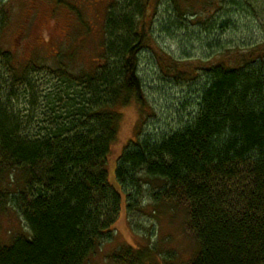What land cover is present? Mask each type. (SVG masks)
Segmentation results:
<instances>
[{
	"label": "trees",
	"instance_id": "1",
	"mask_svg": "<svg viewBox=\"0 0 264 264\" xmlns=\"http://www.w3.org/2000/svg\"><path fill=\"white\" fill-rule=\"evenodd\" d=\"M226 1L219 6L242 3ZM171 2L183 13L178 4L193 0ZM151 7L154 0L138 7V22L126 10L109 11L96 69L71 77L58 67L60 84L44 90L27 69H17L13 53L0 51V214L9 206L25 224L24 233L0 244V264H85L114 240L123 194L132 229L139 230L134 218L147 193L155 215L164 203L185 207L200 245L190 264H264V48L245 54L240 66L218 58L204 67L188 102L193 112H182L188 122L144 136L149 103L139 67L151 41L143 16ZM179 64L173 61L177 80L189 74ZM130 104L143 118L118 159L119 193L108 163L119 110ZM8 172L17 176L15 187L3 185ZM157 182L163 187L156 189ZM119 255L116 261L147 264L153 252L128 247Z\"/></svg>",
	"mask_w": 264,
	"mask_h": 264
},
{
	"label": "rangeland",
	"instance_id": "2",
	"mask_svg": "<svg viewBox=\"0 0 264 264\" xmlns=\"http://www.w3.org/2000/svg\"><path fill=\"white\" fill-rule=\"evenodd\" d=\"M136 1L133 5L129 0H0V51L13 53L17 69H27L29 78L38 81L43 90L48 83L60 84L55 75L58 67L71 77L92 73L104 54L108 12L121 16L126 10L138 22V7L145 5V0ZM222 1L179 3L184 12L180 13L178 7L176 13L171 0H154L156 9L145 10L143 16L150 25L151 41L139 67L149 103L144 136L151 132L155 136L166 134L180 127L179 123L188 122L182 112H193L188 102L203 82L204 67L218 58L232 67L240 66L246 60L245 54L264 48V0H240L242 3L235 7L226 3L219 6ZM206 2L213 5L205 7ZM213 17L218 23L211 22ZM173 61L189 74L177 80ZM0 63L3 64L2 58ZM19 94L22 95L20 86ZM26 109L27 105L21 103L19 110ZM119 111L122 119L108 173L110 184L120 193L116 181L118 159L124 148L136 140L143 117L136 104ZM16 182L17 176L8 172L3 185L15 187ZM155 187L162 188V182L155 183ZM144 195L143 209L134 218L139 230L132 229L123 194L114 240L104 243L85 264H131V260L137 264L134 257L129 262L115 260L128 247L146 254L152 251L147 264L194 261L200 245L190 231L185 207L164 203L156 207L155 215L150 193ZM24 232L23 220L8 206L0 214V244L9 245Z\"/></svg>",
	"mask_w": 264,
	"mask_h": 264
}]
</instances>
